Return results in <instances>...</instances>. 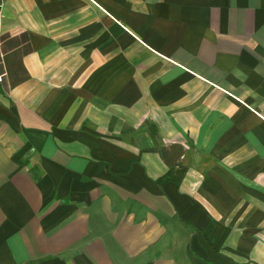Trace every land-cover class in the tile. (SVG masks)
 I'll return each mask as SVG.
<instances>
[{
  "label": "crops",
  "instance_id": "0c3cea01",
  "mask_svg": "<svg viewBox=\"0 0 264 264\" xmlns=\"http://www.w3.org/2000/svg\"><path fill=\"white\" fill-rule=\"evenodd\" d=\"M0 264H264V0H0Z\"/></svg>",
  "mask_w": 264,
  "mask_h": 264
}]
</instances>
